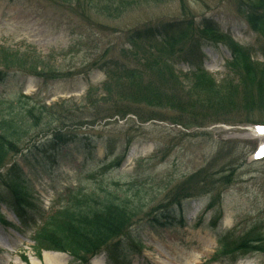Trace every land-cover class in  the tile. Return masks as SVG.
<instances>
[{"label": "rangeland", "instance_id": "1", "mask_svg": "<svg viewBox=\"0 0 264 264\" xmlns=\"http://www.w3.org/2000/svg\"><path fill=\"white\" fill-rule=\"evenodd\" d=\"M170 22L182 23L188 34L170 43L158 39L149 48L129 41L138 28ZM205 25L242 45L256 48L262 41L250 29L243 0H0V101L22 97L23 104H36L39 115L19 151L0 168V264H82L66 251L42 249L38 257L30 229L42 212L64 203L69 190L113 181L127 190L131 216L106 239L107 248L87 256L89 264H154V258L167 264H264V251L212 260L223 232L234 228L238 235L257 224L264 233V154L256 156L264 137L250 133L252 125H264V108L221 117L201 114L198 107L195 114H181L182 122L169 119L175 112L111 98L119 110L130 111L114 113L100 88L87 97L90 86L106 80L104 66L118 59L135 66L133 52L149 51L173 64L185 91L182 74L198 66L221 80L230 53L201 32ZM4 55L13 61L9 68ZM54 69L58 76L49 73ZM54 133L65 142L53 143ZM124 148L119 166L101 171ZM9 172L33 198L25 216L12 205ZM168 206L170 218L156 222ZM43 251L63 257L47 263Z\"/></svg>", "mask_w": 264, "mask_h": 264}, {"label": "trees", "instance_id": "2", "mask_svg": "<svg viewBox=\"0 0 264 264\" xmlns=\"http://www.w3.org/2000/svg\"><path fill=\"white\" fill-rule=\"evenodd\" d=\"M243 5L250 29L262 37L256 48L254 45H242L233 41L229 35L220 33L215 27L205 25L201 29L205 35L216 38V41L225 46L230 53L229 59L225 61L226 72L221 80L216 81L211 74L198 66L193 71L182 74L188 80V90L185 91L179 80L181 75L175 71L173 64L165 60L160 61L149 51H144L139 56L133 52L131 55L135 58V66L119 59L104 66L106 80L98 88L90 86L87 89V97L100 88L105 95L104 103L111 102L109 110H113L114 113L124 115L130 111L119 110L117 102L111 101V98H116L130 107L145 106L175 112L177 114L169 119L182 122L181 114H195L198 107L201 108V114L212 112L218 113L221 117L239 109L249 111L259 106L264 108V0H243ZM182 25L177 22L150 25L130 32L128 38L132 46L139 47L140 42L146 48L158 39L165 43L180 41L188 34ZM185 30L188 31L186 26ZM191 32L193 33V29ZM157 49L159 50V46ZM257 52L260 59L254 60ZM10 57L4 55L2 58L6 68L13 62L8 60ZM46 71L42 74H48ZM59 72L57 69L49 71L54 76H58ZM21 101L22 97L13 101L4 99L0 101V105H4L3 109H0V168L8 161L9 153L19 151L17 147L19 141L25 139L38 122L36 104L29 106ZM88 102L92 106L96 104L93 101ZM60 136L59 133H54L51 141L64 143L65 139L62 140ZM126 150L124 148L122 154L102 164L101 171L112 169V165L119 166ZM11 166L15 168L14 164ZM13 171L16 172L17 169ZM14 175L15 173L9 172V178L5 180L10 184L9 189L14 194L12 205L15 211H19L20 216H25V208L34 205L33 198L24 185L17 183ZM97 186L99 188L90 191L83 187L69 190L64 203L51 207L49 212H42L38 216V223L30 229L33 232L31 239L38 257L42 249L66 251L72 254L73 262L89 264L87 256L95 255L103 245L107 248L106 239L124 229L131 216V213L127 212L130 209L127 190L123 191L118 181ZM175 201L173 202L180 203L179 200ZM170 209L168 206L160 210L154 220L158 222V217L168 220ZM263 241L264 233L260 232L257 224L238 235L234 234V228L227 230L218 236L219 247L214 252L212 260L226 255H244L249 251L263 252ZM24 259L26 260V257Z\"/></svg>", "mask_w": 264, "mask_h": 264}, {"label": "bare ground", "instance_id": "3", "mask_svg": "<svg viewBox=\"0 0 264 264\" xmlns=\"http://www.w3.org/2000/svg\"><path fill=\"white\" fill-rule=\"evenodd\" d=\"M252 129H250V133L254 136H257V137H264V127H251ZM262 151H264V143L261 144L260 148H259V153H261ZM44 253V258H45V261L47 263H50V262H53V260H56L57 257H63V254L61 253H58V252H50V251H43ZM172 260H174V257H171ZM152 263L154 264H167L166 262H163L162 260L160 259H157V258H154V259H151L150 260ZM97 264H102V262L98 261Z\"/></svg>", "mask_w": 264, "mask_h": 264}]
</instances>
